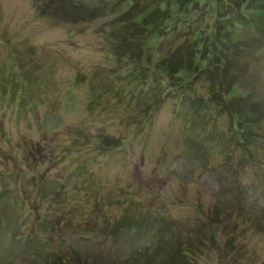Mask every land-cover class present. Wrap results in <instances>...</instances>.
Wrapping results in <instances>:
<instances>
[{
    "label": "rangeland",
    "instance_id": "1",
    "mask_svg": "<svg viewBox=\"0 0 264 264\" xmlns=\"http://www.w3.org/2000/svg\"><path fill=\"white\" fill-rule=\"evenodd\" d=\"M174 1L0 0V264L72 250L157 264L168 233L200 240L193 264H264V36L242 29L230 59L243 67L226 99L259 117L241 147L206 76L179 100L147 66L212 32L215 0H200L147 38L138 20Z\"/></svg>",
    "mask_w": 264,
    "mask_h": 264
},
{
    "label": "trees",
    "instance_id": "2",
    "mask_svg": "<svg viewBox=\"0 0 264 264\" xmlns=\"http://www.w3.org/2000/svg\"><path fill=\"white\" fill-rule=\"evenodd\" d=\"M198 1L200 0H175L172 7L166 5L165 8L161 7L158 9L159 11H157V8L153 9L154 12H159L161 14L158 20H151L149 22L148 19L151 17V14L148 13L142 19L143 23H140L139 20L138 23L142 27L144 35L147 38L149 37V39L155 34L153 32L156 31L158 34L157 30L160 28V31L165 34L170 28L168 26V21L171 18L175 20L176 17H180L179 21L186 23L187 20L191 18L186 8L189 4H197ZM213 9V14L208 12L210 18L214 16L212 19V32H209L210 34L207 35L206 40L202 38V33L197 31L196 35H190L188 39L181 43V47L179 48L180 52L178 50L181 54L180 58L171 60L167 56L160 61L157 60L154 64L152 63V65L150 60H148L147 66L149 68L153 67V73H158L161 79V85L165 82L166 86L170 88L177 85L182 87L179 93V100L184 99L183 97L186 93L183 89L187 84L190 86L201 75L206 76L209 84V90L207 91L208 100L216 103L219 112L223 111L228 114L231 119V126L234 128L232 130L234 132L233 136L236 139L235 141L237 145L239 144L243 147L247 144V141H249L246 135L249 133L248 130L259 120V117L255 115L252 116V114L250 115L249 109H247L246 106L247 104L240 105L238 100L233 101L230 97L228 100L226 97L229 96V94H231L232 97L233 95L231 92L237 88L240 89V82L236 77L240 73L243 65L235 64L238 58L235 54V50L239 48L242 49L239 45V43L243 41L241 30L245 29L248 34L251 32L250 39L253 41L255 37L259 40L264 36V0H215V7H213ZM247 10L251 11V13ZM153 11L152 13H154ZM178 12H180L182 16H180ZM162 21L166 23L164 26L159 24ZM212 35L214 38L209 37ZM158 36H156V38ZM260 43L261 42H257L256 46ZM139 46L140 48H149L150 46L153 47L154 44L147 43V40H143ZM127 53L129 60L135 58L130 55V52ZM231 57H233L235 63L230 61ZM132 61L134 62L135 60ZM143 78H145V76H143ZM143 82H146L145 79H143ZM174 93L175 92L168 93L167 96L173 98L176 96ZM158 95L161 96V93H158ZM198 97L201 98L203 96L198 95ZM109 141L116 146V143H118L120 139L111 138ZM164 226L167 227L168 225L162 223L160 229H163ZM213 233L214 232H212V234ZM165 236L159 239L158 244V249L160 250L157 251V253L161 259L158 258L156 254H152L155 261V256L157 257V264H193L191 258L188 256L190 254L188 251H191L190 248L193 249L195 247L192 242L196 241L198 238H192L190 236L189 241L186 240L184 244H182L178 242L172 243L171 239H167ZM153 238L156 239V237H152L151 240L157 242L153 240ZM198 241L200 240L198 239ZM187 245L188 248H186ZM146 251L147 250H145V252ZM71 252L72 253L68 254L67 252L64 254L58 252L47 254L45 261L47 264H86L85 262L89 259V254L83 255L84 259H81L75 256L78 253L77 250H72ZM113 259L114 261L102 262L95 258L88 262H90L89 264H117L115 258ZM138 264L149 263L147 260L139 259Z\"/></svg>",
    "mask_w": 264,
    "mask_h": 264
},
{
    "label": "bare ground",
    "instance_id": "3",
    "mask_svg": "<svg viewBox=\"0 0 264 264\" xmlns=\"http://www.w3.org/2000/svg\"><path fill=\"white\" fill-rule=\"evenodd\" d=\"M99 196V195H98ZM94 207V206H93ZM104 208V207H103ZM105 211V210H104ZM149 226H151V225H149ZM153 227V226H152ZM142 228V227H141Z\"/></svg>",
    "mask_w": 264,
    "mask_h": 264
}]
</instances>
